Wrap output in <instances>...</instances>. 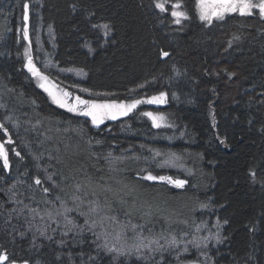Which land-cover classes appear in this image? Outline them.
<instances>
[{"label": "trees", "instance_id": "1", "mask_svg": "<svg viewBox=\"0 0 264 264\" xmlns=\"http://www.w3.org/2000/svg\"><path fill=\"white\" fill-rule=\"evenodd\" d=\"M160 2L0 0V105L30 122L23 136H11L12 144L0 130L11 165L6 170L0 160V250L9 261L57 264L51 250L34 253L25 243L17 245L5 224V208L28 204V184L39 190L35 201L40 205L50 197L34 184L36 175L45 179L38 172L43 162L48 175L66 186L69 194L60 195L69 204L79 186L92 199L107 197L110 214L130 212L127 217L147 224L152 233L189 232L181 221H195L201 205L211 203L227 221V251L220 263L264 264V19L233 14L206 25L199 20L196 0H180L189 19L176 24L171 11L177 0H166V12L156 7ZM25 3L44 28L54 31L56 46L50 50L58 66L85 72L86 89L116 101L131 100L132 90L141 85L149 86L150 96L166 92L160 112L171 127L155 129L142 115L144 105L99 128L55 106L23 64ZM104 25L108 38L98 31ZM162 51L169 55L164 58ZM4 118L0 114V123ZM167 150L191 175L151 167L170 158L163 157ZM156 151L162 155L155 157ZM109 153L127 157L118 171L111 169ZM145 169L187 179L188 186L143 180ZM12 184L23 190L17 199L22 205L9 202ZM89 184L98 189L96 196L89 194ZM101 186L108 191H99ZM18 214L12 213L11 222H19Z\"/></svg>", "mask_w": 264, "mask_h": 264}, {"label": "snow or ice", "instance_id": "2", "mask_svg": "<svg viewBox=\"0 0 264 264\" xmlns=\"http://www.w3.org/2000/svg\"><path fill=\"white\" fill-rule=\"evenodd\" d=\"M166 0H162V2L157 3L156 7L160 9L161 12H166L168 9L165 7ZM174 10L171 11L172 17L175 18L176 24H181L183 20L189 19V16L185 10H183V5L180 0L174 4ZM196 9L198 10V16L200 21L206 22L208 25H211L214 20L223 21L226 16L231 14H238L240 16H253L257 14L260 18L264 19V0H196ZM255 10V11H254ZM22 21L23 27L21 35L23 39L28 40V47L24 49V56L27 59V63L25 67L28 72L32 74L33 77L37 79L39 82V87L42 88L48 95L52 98L53 103L57 104L60 108L66 109L68 112L74 113L79 116H84L91 119V122L94 126L99 128L106 120L115 121L120 117H126L130 113H132L137 107L141 104H154L161 105L167 103L166 92H160L159 95H153L147 99H134L130 103L125 102H97L95 100L82 99L80 96L74 97V103H69V100L72 99V94L60 90L57 88L55 84L49 79L47 75L42 73L39 68L33 62V56L31 54V40L29 38V5L25 3L23 5V13H22ZM107 25H104V28H107ZM107 34V33H105ZM231 46V45H229ZM169 55L168 52L162 51V56L167 57ZM144 87V85H141ZM81 91H89L88 89H81ZM93 93H90L92 95ZM106 95V94H105ZM3 107V105H0ZM142 115L149 117L153 126L156 128H160L162 126V121H164V117L162 115L155 114L153 112H143ZM171 127V125H165ZM0 130L3 131L4 135L7 137L6 143L12 144L14 143L11 137L8 135V128L4 123H0ZM99 144L100 141H97ZM141 147H144L141 145ZM14 154L19 157L21 160L24 159L21 156V153L12 150ZM151 151V150H150ZM162 155L161 152L156 151L155 157H160ZM170 159L166 163L169 166L176 167L175 160L178 157L175 156V153H168ZM109 164L113 171L119 170V165L122 163L121 158L119 157H111L109 153ZM0 160H2V167L6 170H10L11 165L9 162V154L8 149L5 147V143H0ZM160 167L165 166L164 164H159ZM146 172L144 176L141 177L143 180L148 181H161L166 182L168 184L173 185L176 188L183 189L188 184L187 179H173L171 176H157L153 175L147 169L143 170ZM27 174V173H25ZM191 175V173H189ZM255 176V173H252ZM0 180H3V176H0ZM45 183H48L49 186H43ZM34 184L36 186H40V190L45 193H51V198L45 196V198L40 201L43 203L46 208L44 214H41L40 210L37 208H29L27 205L24 208L28 209L29 215L31 219L25 217V221L28 224L27 231H20L19 237L20 239L29 238V233H31L30 243L33 248L37 247V239L43 237L45 240L54 242L60 247L69 248L67 253L64 252H54V260L57 264H98L99 261V253L101 251L106 252L108 255H113V260H117L119 257H125L126 259L132 257L135 254L137 260H154L156 264H163L164 254L172 255L173 252H176L179 249V242L176 238H173L171 241L167 243H161L162 239H166L161 236L159 239H150L148 236L144 234L143 229L147 227L145 225H133L130 221L121 222L118 217L110 215L109 213L114 211L111 207V203L107 197L101 202L99 199L88 202V208L85 209V200L79 194H72V202L74 207L69 208L66 206V201L60 195L61 193L69 194L66 192V186L55 180L52 175H47L44 180H42L39 175L35 176ZM194 186V185H193ZM90 189L89 194L96 196L98 189L96 187H92L91 184L87 186ZM16 188V184H12L9 191L11 192ZM28 188L33 190V185L28 184ZM56 191H53V190ZM99 191L107 192L108 189H104L102 186ZM76 193L81 192V187H77L75 189ZM15 193L9 197L10 203L23 204L22 200L15 199ZM33 201H35V190H33V195L30 197ZM60 204L58 208L56 205ZM123 203V201H121ZM94 205V206H93ZM207 205H201V208H206ZM0 208H4V205L0 203ZM24 208L19 209V215H23ZM62 209V210H61ZM7 212V216L5 217V224H10L11 217L13 212H16L17 209L13 208L10 211L8 209H4ZM75 212L79 217H83V226L79 223L76 217L69 218V214ZM127 216H131L130 212H126ZM39 216L40 223H36V218ZM45 216H47V221L45 220ZM63 217V232L61 233L62 237H68L70 233L74 234L73 241L70 242L64 238H61L59 241H56L55 235L49 233V229L51 228V233H55L57 231L56 228H52L51 224L48 221H51L53 224H59L57 218ZM185 225L188 224L187 221H181ZM194 223V221H193ZM227 223V221H225ZM118 226L119 230H116ZM190 227V225H189ZM131 229L133 232V239L137 241L136 244L129 246L128 245V237L126 236V230ZM141 229L137 231V229ZM99 229V231H97ZM34 230V231H33ZM201 230L200 227L196 228V231L199 232ZM149 233L152 232V229H147ZM90 232L95 239H92L90 242V246H95L94 251L97 253L96 256H93L90 252H86L84 250V245L89 243L88 240L85 239V233ZM37 233L39 236H37ZM187 235V233H186ZM217 233V237H218ZM79 237V239H76ZM103 241V243H99V241ZM209 237H197L196 239H189L185 243L183 247V253L191 254L188 245H191L196 250V255L191 260L181 261V264H201L200 256H203L205 261L211 260V257L203 251L208 247ZM221 241L217 239V243ZM40 248H43L44 245H39ZM71 248H77L78 251L73 252ZM142 250H146V252H142ZM156 253H159L160 259H156ZM176 260H180V253L177 252L175 256ZM0 264H17L16 260H11L9 262V255L4 252L0 254ZM20 264H29L28 260H23ZM212 264H215V261H212Z\"/></svg>", "mask_w": 264, "mask_h": 264}, {"label": "rangeland", "instance_id": "3", "mask_svg": "<svg viewBox=\"0 0 264 264\" xmlns=\"http://www.w3.org/2000/svg\"><path fill=\"white\" fill-rule=\"evenodd\" d=\"M197 13H198V10H197ZM231 15H233V14H231ZM36 16H37L36 14H33L31 12L30 7H29L28 27H29V38L32 42L30 51H31V54L33 56V62L36 65V67L40 69V71L42 73H44L45 75H47L49 77V79L52 81L53 84H55L57 86L58 89L67 91V92L72 94V99L69 100V103L75 102L74 101L75 96H80L82 99L95 100L97 102L116 101V100H113L114 99L113 95H109V94L105 95V93H94L92 91H81V89H86L83 86V83L87 77L86 73L81 71V70H78V69H63L60 66H58V64L53 59L52 51L50 50V47L54 48L56 46L54 31L50 28L49 29L44 28L43 25L41 24V19L38 16L37 20H36ZM214 22H218V21L214 20L213 23ZM203 23L208 25L206 22H203ZM98 31L102 34L101 36L103 38H108L110 36L109 27L104 28V26H102V27L98 28ZM20 32H22V30ZM105 33H107V34H105ZM27 47H28V40L23 39V52H24V49ZM23 61H24L23 64L25 67V65L27 63V59L25 56L23 57ZM25 70L28 72L26 67H25ZM28 73L30 74V76L32 78H35L32 76V74L30 72H28ZM35 82L39 86V82L37 81L36 78H35ZM40 89L43 90L42 88H40ZM45 93L48 95L47 92H45ZM90 93H93V94L90 95ZM131 93H132L131 100H129V101H116V102L130 103L134 99H147V98L151 97L149 95V86L148 85H145L144 87H139L135 90H132ZM48 97H49L50 101L53 103L52 98L49 95H48ZM53 104L55 106L59 107L57 104H55V103H53ZM142 105L146 106V110H144V112H146V111L147 112H153L155 114L162 115L165 118L164 121L161 122L162 126L160 128L154 127L155 129L167 128L168 126H165V125H170L168 120H167V117L162 112H160L161 106L164 104H161V105L141 104L138 107H140ZM0 109H1L0 114H3L5 117L4 118V124L8 128V135L10 137L11 136H16V137L17 136L18 137L23 136L25 133L24 125H26V123H27V125L29 126L30 122L29 121L25 122V119H23L21 121L16 116L10 114L9 109H6L4 107H1ZM61 109L67 111L64 108H61ZM84 118L86 120H89L90 123L92 124L90 118H87V117H84ZM124 118L125 117H120L119 119H117L115 121L106 120L104 122V124L109 123V122H119ZM82 121L86 122L84 120H82ZM5 138L7 139L6 136H5ZM169 143L171 144V142H169ZM168 153H170V150H167V152L165 154H163V157H165V158L169 157L167 155ZM114 157L121 158L122 162L125 159H127V157H120V156H114ZM132 158L133 157H130V159H132ZM170 159H173V158L170 157L168 159H164L163 161H161L160 163L155 164V165H154V162H151V167L158 168V167H160L159 164H164L165 166L160 167L161 169L168 170V171L181 172V173H184L185 175H189V172L186 171L185 168L180 165L178 159L175 160L176 167L169 166L166 162L169 161ZM137 160H140V158H138ZM48 171H49V166L47 164L41 162V165L38 168V172L45 178L48 175ZM52 176L56 180V177L54 175H52ZM47 185H48V183H46L45 186H47ZM35 187H38V186H35ZM33 190H35V195L39 192V190L36 188H34ZM33 190H31L32 195H33ZM20 191H23V190H21V189L19 190V188L16 187L15 189H13L11 191V196L13 195V193H15L16 194L15 199L17 200L21 196ZM53 191H56V190L54 189ZM76 194H79L82 196V198H84V200H85V209L84 210H87L89 201L95 200V199L90 198L88 196V194H83L82 189H81L80 193H76ZM51 196H52V194L50 195L49 198H51ZM69 202H70V204L68 202H66V206L69 208L74 207V204L72 202V198L70 199ZM12 204L13 205H22V204H17V203H12ZM27 206L29 208L39 209L41 214H44L45 208H46V206L44 204L40 205L39 203H37L36 201H33L32 199L29 200ZM56 206L59 208L60 204L57 203ZM13 208L17 209L16 206H13L11 209H13ZM23 208H24V206H23ZM17 211H19V210L17 209ZM199 212L200 213L195 218L194 223L190 222L187 224V226L189 227V225H190V228H191V230L189 232H187V235H186V233L180 234V235H177V234H159V233H152V232L149 233L147 231V229H148L147 227L143 229L144 234L146 236H148L150 239H159L161 236L165 237L166 239H162L161 243H167L168 241H171L173 238H176L177 241L179 242V249H177L176 252H173L172 255H168L167 253L164 254L163 264H173L172 261L176 260L175 256H176L177 252L180 253V260H182V259L185 260L186 258H188L190 260L193 259L194 256L196 255V250L191 245H188L191 254H185V253H183V247H184L185 243L187 242V240L196 239L197 237H209V241H210L208 243V247L206 249H203V251H205L208 254V256L211 257V260L205 261L204 257L200 256L201 264H212L213 260L215 261V264H221L220 263L221 258L224 255H226V251H227V247L224 243V239H225L224 227L226 226V223L224 222L222 216L220 215V209L214 208V206H212L211 203L207 204L206 208H200ZM110 215L118 217V219L121 222L126 223V222L130 221L131 224H133V225H143L140 223L133 222L126 215H119V214H110ZM11 217H12V215H11ZM25 217H28V219H31V216L29 215L27 208H24V213L22 216L19 214L16 216V218H17V220H19V222L18 221L17 222H11L9 224L11 226L10 234H11V236L15 237L14 240H15V243L17 245L21 246L25 243L24 245L27 248V250L34 252V253H36V252L45 253L48 250H51L50 254L53 253V250H55L56 252H64V253H67L69 251V248L61 249L60 247H58V245L56 243L47 241L43 237H40L39 239H37V241H36L37 247L33 248L31 243H30V238L32 235L31 233H29V238L20 239L19 232L20 231H27V228H28V224L25 221ZM72 217H76V219L79 221V223L83 226V217H79L77 215V213H75V212H72L69 214V218H72ZM47 219H48L47 216H45L46 221H47ZM57 219L59 221L58 225L53 224L51 221H48V223L51 224L52 228L57 229V231L55 233H51V228H50L49 233L55 235L56 241H59L61 238H64L70 242H74L73 241L74 234H72V233H70L68 237H62L61 233L63 232V224H64L63 217H59ZM36 223H40L39 216H37V218H36ZM115 227H116V230L118 231L119 230L118 226H115ZM197 227L201 228V230L199 232L196 231ZM140 230L141 229H139V228L137 229V231H140ZM97 231H99V229H97ZM217 233L219 234L218 237H217ZM125 234L128 237V245L129 246H132V245L137 243V241L132 238L133 232L131 231L130 228L128 230H126ZM37 236H39L38 233H37ZM76 239H79V237H77ZM85 239L88 240L89 243L84 245V250L86 252H90L93 256H96L97 253L94 251L95 246L94 245L90 246L91 240L95 239V237H93L90 232H86L85 233ZM217 239H219L221 242L217 243ZM99 243H103V241L101 240V241H99ZM41 244L44 245L43 248L39 247V245H41ZM71 251L76 252V251H78V249L77 248H71ZM142 252H146V250H142ZM113 255H115V254H113ZM113 255H108L106 252L101 251L99 253L98 264H156V261H154V260H144V261L137 260L135 257V254L128 259L121 256L117 260H113ZM155 255H156V259L159 260L160 259L159 253H156ZM188 259H186V260H188Z\"/></svg>", "mask_w": 264, "mask_h": 264}, {"label": "flooded vegetation", "instance_id": "4", "mask_svg": "<svg viewBox=\"0 0 264 264\" xmlns=\"http://www.w3.org/2000/svg\"><path fill=\"white\" fill-rule=\"evenodd\" d=\"M5 252V251H4ZM3 251L0 250V254L4 253ZM7 253V252H6ZM8 254V253H7ZM10 262V261H9ZM17 264H20V262H17ZM32 264V263H29ZM34 264V263H33Z\"/></svg>", "mask_w": 264, "mask_h": 264}, {"label": "water", "instance_id": "5", "mask_svg": "<svg viewBox=\"0 0 264 264\" xmlns=\"http://www.w3.org/2000/svg\"><path fill=\"white\" fill-rule=\"evenodd\" d=\"M0 143H2L1 141H0ZM173 179H175V178H173ZM189 183V182H188ZM188 186V184L185 186V187H187Z\"/></svg>", "mask_w": 264, "mask_h": 264}]
</instances>
